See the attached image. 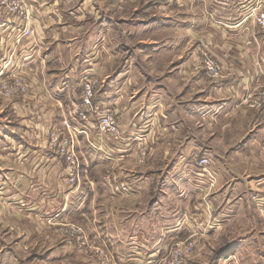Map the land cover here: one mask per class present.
I'll list each match as a JSON object with an SVG mask.
<instances>
[{"label": "crops", "instance_id": "crops-1", "mask_svg": "<svg viewBox=\"0 0 264 264\" xmlns=\"http://www.w3.org/2000/svg\"><path fill=\"white\" fill-rule=\"evenodd\" d=\"M25 2L30 37L0 0V81L31 86L10 99L0 89V264H96L62 232L70 222L119 264H154L197 220L213 229L188 264H245V238L264 240V107L251 105L264 92V36L246 17L257 0ZM86 68L125 143L108 151L96 118L83 127L70 188L49 131L80 100ZM117 181L132 191L116 194Z\"/></svg>", "mask_w": 264, "mask_h": 264}, {"label": "built area", "instance_id": "built-area-1", "mask_svg": "<svg viewBox=\"0 0 264 264\" xmlns=\"http://www.w3.org/2000/svg\"><path fill=\"white\" fill-rule=\"evenodd\" d=\"M2 4L15 13L20 20V36L30 37L33 34L30 10L25 0H2ZM246 17L255 20L261 34L264 36V3L263 0L247 8ZM207 74L213 79L222 76V67L209 56L203 61ZM80 82L83 88L82 96L78 102L72 103V107L63 118L60 125H53L49 131L50 148L55 150L57 156L66 163V183L70 188H77L81 183V158L78 150V136L83 133V127L98 121L97 138L103 143L102 148L111 151L113 147L122 149L125 137L115 114L111 110H102L95 103L96 92L101 83L98 75L86 68L81 74ZM0 89L6 98L27 94L31 86L19 79H4L0 81ZM251 105L254 108L264 107V92L251 97ZM141 157L148 154V141H141ZM198 164L208 166L211 159L203 157ZM112 179L110 173L105 177L108 182ZM112 189L118 195L129 194L131 185L127 181L111 183ZM213 226L202 220L195 221L190 230V236L184 240H178L170 246L165 255L155 261L156 264H188L197 253L198 246L204 235L208 234ZM62 232L75 242L78 252L94 261L96 264H119L114 254L103 245L95 243L89 236L87 229L75 222L65 224ZM154 263V264H155Z\"/></svg>", "mask_w": 264, "mask_h": 264}, {"label": "rangeland", "instance_id": "rangeland-1", "mask_svg": "<svg viewBox=\"0 0 264 264\" xmlns=\"http://www.w3.org/2000/svg\"><path fill=\"white\" fill-rule=\"evenodd\" d=\"M139 150H140V147H139ZM224 242L225 241H223V243ZM243 245L248 246L246 250H244V253L241 256V258L242 257L244 258L245 264H264V240L263 238H260V239L259 237L245 238V240L243 241ZM164 255H165V251L156 254L153 258L159 259L163 257Z\"/></svg>", "mask_w": 264, "mask_h": 264}, {"label": "trees", "instance_id": "trees-1", "mask_svg": "<svg viewBox=\"0 0 264 264\" xmlns=\"http://www.w3.org/2000/svg\"><path fill=\"white\" fill-rule=\"evenodd\" d=\"M225 250H226V249L224 248L223 250L218 251V253L216 254V256H218V257L223 256Z\"/></svg>", "mask_w": 264, "mask_h": 264}]
</instances>
